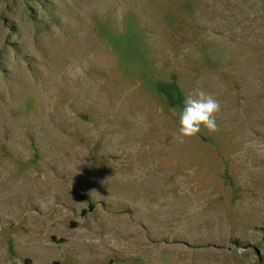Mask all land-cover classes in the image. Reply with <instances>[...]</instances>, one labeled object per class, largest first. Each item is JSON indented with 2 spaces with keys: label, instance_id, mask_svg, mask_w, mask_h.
Here are the masks:
<instances>
[{
  "label": "rangeland",
  "instance_id": "rangeland-1",
  "mask_svg": "<svg viewBox=\"0 0 264 264\" xmlns=\"http://www.w3.org/2000/svg\"><path fill=\"white\" fill-rule=\"evenodd\" d=\"M0 264H264V0H0Z\"/></svg>",
  "mask_w": 264,
  "mask_h": 264
},
{
  "label": "clouds",
  "instance_id": "clouds-1",
  "mask_svg": "<svg viewBox=\"0 0 264 264\" xmlns=\"http://www.w3.org/2000/svg\"><path fill=\"white\" fill-rule=\"evenodd\" d=\"M221 110V103L214 95L202 90L186 94L179 107L169 108L171 117L177 124V133L182 138L197 136L201 129L208 133L218 130L216 114Z\"/></svg>",
  "mask_w": 264,
  "mask_h": 264
},
{
  "label": "trees",
  "instance_id": "trees-1",
  "mask_svg": "<svg viewBox=\"0 0 264 264\" xmlns=\"http://www.w3.org/2000/svg\"><path fill=\"white\" fill-rule=\"evenodd\" d=\"M159 87H160V89H161L162 91L165 90L164 85H160ZM167 90H168V93H169L170 90H174V89H173V88H168Z\"/></svg>",
  "mask_w": 264,
  "mask_h": 264
}]
</instances>
